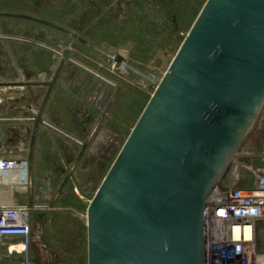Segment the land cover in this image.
Returning <instances> with one entry per match:
<instances>
[{
	"label": "rangeland",
	"instance_id": "obj_1",
	"mask_svg": "<svg viewBox=\"0 0 264 264\" xmlns=\"http://www.w3.org/2000/svg\"><path fill=\"white\" fill-rule=\"evenodd\" d=\"M207 1L0 0V14L40 18L75 36L0 17V149L7 144L2 114L25 111L28 124L39 125L40 136L27 138V151L35 144L28 174L39 187V179L54 172L49 189L57 200L32 222L42 227L58 264H88V205ZM66 49L73 56L62 64ZM117 56L124 59L121 68ZM243 149L264 154V110ZM67 163L61 177L56 170ZM3 180H13L12 173Z\"/></svg>",
	"mask_w": 264,
	"mask_h": 264
},
{
	"label": "water",
	"instance_id": "obj_2",
	"mask_svg": "<svg viewBox=\"0 0 264 264\" xmlns=\"http://www.w3.org/2000/svg\"><path fill=\"white\" fill-rule=\"evenodd\" d=\"M263 107L264 0H208L88 206V264H208V202Z\"/></svg>",
	"mask_w": 264,
	"mask_h": 264
},
{
	"label": "built area",
	"instance_id": "obj_3",
	"mask_svg": "<svg viewBox=\"0 0 264 264\" xmlns=\"http://www.w3.org/2000/svg\"><path fill=\"white\" fill-rule=\"evenodd\" d=\"M244 143L208 202V264H264V154ZM26 152L0 158V264H58L32 222L48 208L35 201Z\"/></svg>",
	"mask_w": 264,
	"mask_h": 264
},
{
	"label": "crops",
	"instance_id": "obj_4",
	"mask_svg": "<svg viewBox=\"0 0 264 264\" xmlns=\"http://www.w3.org/2000/svg\"><path fill=\"white\" fill-rule=\"evenodd\" d=\"M12 101H13L12 99L11 100L9 99L8 104L9 103L11 104ZM2 102L3 101L0 100V104H3ZM11 111L12 112L2 114L3 115L2 121H4L5 123H2L1 121V128L5 130L4 134L6 133V136L4 137L7 138V144L3 149H0V154L3 153V154L19 155V154H22L26 150V143H27L28 135H30V133L32 135L34 134L36 125L35 123H33V125L28 124L25 111L19 110L20 112L18 113L14 112L15 109H12ZM33 121L35 122L36 120H33ZM36 134L40 136V132H37ZM34 166L35 164L32 165V171L34 169ZM66 170L67 171L69 170L68 163L64 164L63 167L58 168L56 171L59 172V174H61V177H62V175L66 174ZM53 177L56 178V174L54 172L53 173L50 172L49 174H46L44 178L39 179L40 180L39 187L36 186V182L33 186V193H34L35 201L38 204L44 205L46 208H48V210H46L45 212L52 211L54 203L57 200V196L54 197L52 194H50V192L45 193L43 189V185H46V184L48 187H50V185L52 187L51 180ZM63 185L64 183H61V185H59L58 188L62 189Z\"/></svg>",
	"mask_w": 264,
	"mask_h": 264
},
{
	"label": "bare ground",
	"instance_id": "obj_5",
	"mask_svg": "<svg viewBox=\"0 0 264 264\" xmlns=\"http://www.w3.org/2000/svg\"><path fill=\"white\" fill-rule=\"evenodd\" d=\"M21 147V146H20ZM30 165V164H29ZM31 166V165H30ZM43 184V183H42ZM47 185V184H46Z\"/></svg>",
	"mask_w": 264,
	"mask_h": 264
}]
</instances>
